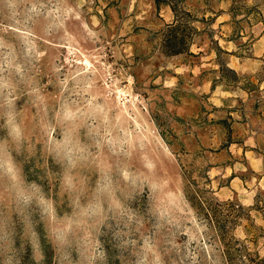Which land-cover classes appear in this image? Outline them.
I'll list each match as a JSON object with an SVG mask.
<instances>
[{
	"label": "rangeland",
	"instance_id": "rangeland-1",
	"mask_svg": "<svg viewBox=\"0 0 264 264\" xmlns=\"http://www.w3.org/2000/svg\"><path fill=\"white\" fill-rule=\"evenodd\" d=\"M168 1L0 0V77L16 86L34 149L17 160L42 187L49 219L70 217L77 195L63 190V169L44 151L70 123L91 153L74 169L82 205L102 171L125 190V176L157 186L124 201L136 213L127 228L108 212L93 233L108 264H134L142 236L164 264L264 257V0ZM176 21L189 49L167 55L161 42ZM11 211L0 187V215ZM32 218L42 264H57L47 221L36 210ZM38 260L29 246L22 264Z\"/></svg>",
	"mask_w": 264,
	"mask_h": 264
},
{
	"label": "clouds",
	"instance_id": "clouds-1",
	"mask_svg": "<svg viewBox=\"0 0 264 264\" xmlns=\"http://www.w3.org/2000/svg\"><path fill=\"white\" fill-rule=\"evenodd\" d=\"M15 87L10 80L0 77V187L4 188L9 205L12 206L8 216L0 215V264H22L23 255L29 246L33 259L39 256L37 264H42L45 260L40 234L36 230L38 222L32 218L34 210L38 211L41 220L48 223L47 240L56 253L57 264H108V252L102 249L93 233L99 231L100 225L107 219L108 212H112L118 222L120 218H126L124 226L127 228L136 220V213L131 205L124 201L134 203L137 191L143 195L145 183L150 191H156L157 186L147 179L138 186L135 179L125 176L131 183V187L125 190L119 185L114 186L108 172L102 171L91 198L82 205L79 193L83 191L84 182L74 174V169L88 161L91 153L74 136L75 127L70 123L62 138L49 140L44 146V151L63 169V190L68 194L77 195L72 198L73 213L70 217L63 220L49 219V203L42 187L27 179L23 165L17 160V157L24 153L30 157L34 149L28 146L25 128L19 119ZM105 203L107 209L104 207ZM12 214L17 216L22 226V236L26 241L20 248L16 245L18 233L16 221L11 218ZM77 233L83 235L77 238ZM133 255L134 264H164L157 243L148 236H142V243Z\"/></svg>",
	"mask_w": 264,
	"mask_h": 264
},
{
	"label": "trees",
	"instance_id": "trees-1",
	"mask_svg": "<svg viewBox=\"0 0 264 264\" xmlns=\"http://www.w3.org/2000/svg\"><path fill=\"white\" fill-rule=\"evenodd\" d=\"M164 2H167L168 4H171V1L163 0ZM177 20V19H176ZM183 23H180L176 21L174 24L168 25L164 37L161 42V48L162 51L167 55H176L180 53L188 52V39L186 37V33L184 31L179 32L178 29L182 26ZM185 28V26H184ZM221 70L223 71L224 68L222 65H220ZM228 72L235 75V72L232 69H227ZM244 248H239L237 251L241 252V250ZM227 254V260L228 264H237L235 257L229 252H226ZM241 260L239 261V264H264V257H259L258 255L256 258H251L249 253H246L242 256L240 255Z\"/></svg>",
	"mask_w": 264,
	"mask_h": 264
}]
</instances>
